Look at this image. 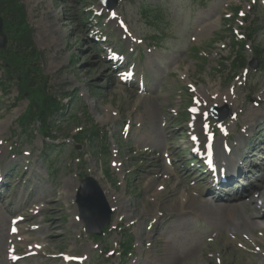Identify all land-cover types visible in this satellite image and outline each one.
Returning a JSON list of instances; mask_svg holds the SVG:
<instances>
[{"label": "rangeland", "instance_id": "374dc122", "mask_svg": "<svg viewBox=\"0 0 264 264\" xmlns=\"http://www.w3.org/2000/svg\"><path fill=\"white\" fill-rule=\"evenodd\" d=\"M22 2L35 46L43 53L47 87L70 96L63 98L67 112L56 117L59 139L52 143L41 136L37 122L30 136L21 133L17 118L28 100L16 84L6 92L0 85V168L13 173L0 198V264H64L69 254L82 257L71 264H264L261 196H254V209L222 201L230 214L218 219L201 211L196 202L204 197L195 187L205 178L186 165L191 143L185 136L193 120L187 107L194 105L196 90L204 97L206 91L221 93L208 106L230 110L223 122L207 110L221 145L239 146L243 130L257 131L253 118L264 121V0H118L114 19L98 0ZM141 3L150 9L147 17L138 9ZM156 8L157 19L151 11ZM118 19L126 30L119 29ZM96 31L99 44L107 37L103 47L127 50L144 90L119 79L93 45ZM234 35L245 43L247 65L241 70L230 62ZM91 122L105 136H73L79 125L88 129ZM256 161L264 168V154ZM85 175L106 187L109 203L119 200L112 203L103 239L85 233L78 218L74 197ZM187 198L193 204H186ZM249 215L257 216V224L245 223ZM17 216L25 221L11 234L10 219ZM125 237L132 239L126 260L119 245ZM11 255L23 259L14 261Z\"/></svg>", "mask_w": 264, "mask_h": 264}, {"label": "trees", "instance_id": "16d2710c", "mask_svg": "<svg viewBox=\"0 0 264 264\" xmlns=\"http://www.w3.org/2000/svg\"><path fill=\"white\" fill-rule=\"evenodd\" d=\"M146 15L150 9L140 8ZM153 11V10H151ZM156 12V11H155ZM154 17L159 15V11ZM0 15L4 19V30L8 45L0 56L7 66L4 67V85L16 82L20 92H27L29 106L19 117L22 130L30 131V126L37 121L50 137L54 115L61 109V103L46 89V80L41 75L40 60L42 52L37 50L32 40V29L27 23L26 10L22 0H0ZM243 60L240 66H242Z\"/></svg>", "mask_w": 264, "mask_h": 264}, {"label": "water", "instance_id": "95a60500", "mask_svg": "<svg viewBox=\"0 0 264 264\" xmlns=\"http://www.w3.org/2000/svg\"><path fill=\"white\" fill-rule=\"evenodd\" d=\"M113 1L112 3H107V5L113 7L115 0ZM5 43L6 36L3 32V20L0 17V47L4 48ZM76 201L79 205L80 217L85 223V230L93 234H101L102 228L109 222L111 211L104 200L100 188L92 177L82 180Z\"/></svg>", "mask_w": 264, "mask_h": 264}, {"label": "bare ground", "instance_id": "6f19581e", "mask_svg": "<svg viewBox=\"0 0 264 264\" xmlns=\"http://www.w3.org/2000/svg\"><path fill=\"white\" fill-rule=\"evenodd\" d=\"M196 93H197V95H196V102H195V104H194V109H195V111H193V114H194V118H200L202 115H203V113L207 110V107H208V105H209V103H210V101L212 100V101H214V100H216V99H218V98H221V93H216V92H207L206 91V93H207V96L206 97H204V95H203V92L201 91V90H196ZM228 96H230V94H228L227 96H226V94H225V97L227 98ZM249 118H251V115L250 114H248L247 115ZM260 118V116L259 115H257V116H255V118H253L254 120H258ZM199 131V123H193V132L194 133H197ZM194 135H196V134H194ZM246 137V133H243L242 134V138H245ZM220 150H219V148H217L216 149V152L218 153ZM235 164V162L234 161H232V162H230V161H228V160H223V162L221 163V167L222 168H224V169H229L230 168V166L231 165H234ZM237 168H238V165H235ZM101 187L103 188V190H104V192L106 193V190H105V187L101 184ZM73 190H74V187H73ZM264 190V174H263V180L260 182V184L259 185H257L256 186V191L258 192V193H261L262 191ZM243 197H241L240 198V200H239V203L236 205V207H239V209H242V208H246V206L250 203L252 206H253V209L254 208H257V206H256V200L251 196V195H247L246 196V199H244V200H242L241 201V199H242ZM119 200H117L116 202H110V205L112 206V207H114L113 205H112V203H114V205H116V203L118 202ZM262 202H263V204H264V200H261ZM192 203L193 204V202H192V199L191 198H187L186 199V204H188V203ZM182 205V204H181ZM196 205L198 206V207H200L201 208V211H203V212H205V213H207V214H209L208 216H211L212 218H214V216H216V218L218 219V218H220V217H224V216H228L230 213H227V214H225V211L227 210V209H229V207H228V205H219L218 206V210L217 211H219L218 213H216L217 211H216V208H213V205H211V203L210 204H206V202H205V200L204 199H200V200H198L197 202H196ZM209 209H212L213 211H216V212H213V211H210ZM243 210V209H242ZM241 211V210H240ZM216 213V214H215ZM262 214L259 216V217H261L262 215H264V210L261 212ZM249 220L248 221H245V223L246 224H251V225H253V224H257V220H256V218H257V216H255V215H249ZM257 221V222H256ZM245 224V227H247V225ZM168 261L169 262H171V258H169L168 259ZM175 262H172V264H174ZM64 264H71V263H68V262H66V263H64Z\"/></svg>", "mask_w": 264, "mask_h": 264}, {"label": "snow or ice", "instance_id": "6c2138e0", "mask_svg": "<svg viewBox=\"0 0 264 264\" xmlns=\"http://www.w3.org/2000/svg\"><path fill=\"white\" fill-rule=\"evenodd\" d=\"M193 111H195V109H193Z\"/></svg>", "mask_w": 264, "mask_h": 264}]
</instances>
